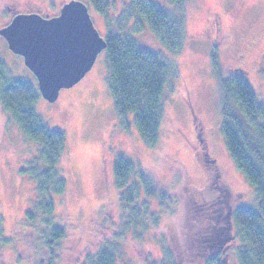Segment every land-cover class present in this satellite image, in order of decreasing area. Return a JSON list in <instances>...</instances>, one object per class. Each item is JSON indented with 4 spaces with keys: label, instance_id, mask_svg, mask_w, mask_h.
Segmentation results:
<instances>
[{
    "label": "rangeland",
    "instance_id": "rangeland-1",
    "mask_svg": "<svg viewBox=\"0 0 264 264\" xmlns=\"http://www.w3.org/2000/svg\"><path fill=\"white\" fill-rule=\"evenodd\" d=\"M69 1L0 0V29L17 14L54 17ZM151 1L177 12L166 0ZM109 3L108 17L113 21L109 29L117 31L129 0ZM178 9L184 24L180 52L164 49L145 23L138 33H131L140 48L165 57L174 71L163 92L167 114L154 148L143 143L131 114L123 121L116 118L106 82L105 50L78 84L60 91L56 102L41 96L36 101L37 114L66 137V194L55 199L52 217L65 237L54 264H92L101 249L115 256V264H190L191 258L198 264V256L206 260L219 255H224L225 264H237L231 213L236 207H252L255 195L220 135V89L211 55L215 50L223 75L242 70L264 104V0H186ZM89 13L100 36H105L104 18ZM124 25L128 31L132 22ZM0 62L11 78L37 88L23 60L1 37ZM194 123L204 128L200 152L192 146ZM35 154V144L0 107V218L7 241L0 249V264H38L41 259L32 230L22 222L33 189L19 175ZM118 155L148 173L171 197L168 209L160 208L155 198L141 197L132 209L123 210L112 173Z\"/></svg>",
    "mask_w": 264,
    "mask_h": 264
},
{
    "label": "trees",
    "instance_id": "trees-1",
    "mask_svg": "<svg viewBox=\"0 0 264 264\" xmlns=\"http://www.w3.org/2000/svg\"><path fill=\"white\" fill-rule=\"evenodd\" d=\"M166 1L177 12L163 9L151 0H129L118 20L117 31L109 29L113 22L108 17L109 0H87L86 4L89 11L104 18L106 82L114 114L121 121L131 114L138 135L149 148L159 142L160 126L167 114L163 92L174 71L165 57L140 48L131 33H138L145 23L164 49L172 54L180 52L184 24L178 8L186 0ZM127 21L132 22L128 31L124 30ZM211 67L220 89V135L230 159L255 195L252 207L232 210L231 222L236 231L234 256L237 264H264V104L258 101L242 70L222 74L215 50ZM39 96L38 89L29 81L11 78L0 62V107L22 136L36 147L35 157L19 171L21 179L33 189L32 203L22 216L23 226L32 230L37 250L41 251L38 264H54L55 252L65 237L64 231L53 224L52 217L55 199H62L66 194L67 176L63 167L66 137L63 132L51 130L37 114L35 104ZM112 173L124 211L132 209L141 197L155 198L164 210L170 207L171 197L155 186L148 173L127 159L118 155L113 161ZM139 214L141 218L142 213ZM134 217L138 218L137 214ZM5 244L0 218V249ZM206 244L200 243V250ZM198 257V264H225L224 255L206 260ZM175 260L178 261L177 255ZM191 260L190 264H196ZM91 261L92 264L116 263L115 256L107 249L99 250Z\"/></svg>",
    "mask_w": 264,
    "mask_h": 264
},
{
    "label": "water",
    "instance_id": "water-1",
    "mask_svg": "<svg viewBox=\"0 0 264 264\" xmlns=\"http://www.w3.org/2000/svg\"><path fill=\"white\" fill-rule=\"evenodd\" d=\"M8 50L23 60L40 96L54 103L63 89L78 84L106 44L94 27L86 4L71 0L58 15H15L0 29Z\"/></svg>",
    "mask_w": 264,
    "mask_h": 264
},
{
    "label": "flooded vegetation",
    "instance_id": "flooded-vegetation-1",
    "mask_svg": "<svg viewBox=\"0 0 264 264\" xmlns=\"http://www.w3.org/2000/svg\"><path fill=\"white\" fill-rule=\"evenodd\" d=\"M18 57L22 60V58L20 56H18ZM203 129L204 128H203L202 123H199L198 125H197V123L196 124L194 123V134H193V139H192V141L194 142V144L192 146L193 147H198L199 152H200V150H203L204 149V147L201 146V144H202V138H200ZM200 131H201V133H200Z\"/></svg>",
    "mask_w": 264,
    "mask_h": 264
}]
</instances>
